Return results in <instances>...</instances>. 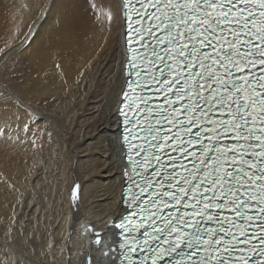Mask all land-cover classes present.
Instances as JSON below:
<instances>
[{
	"label": "snow or ice",
	"instance_id": "6c2138e0",
	"mask_svg": "<svg viewBox=\"0 0 264 264\" xmlns=\"http://www.w3.org/2000/svg\"><path fill=\"white\" fill-rule=\"evenodd\" d=\"M119 8L116 22L130 53L127 75L136 77L120 109L123 122L132 124L124 141L144 156L128 155L127 204L137 207L126 223L113 225L122 229V242L105 243L104 255L112 253L113 264H264L251 259L257 251L264 257V0H119ZM108 20L113 22L111 13ZM148 85L163 95L162 104L153 106L151 97L137 93ZM137 126L143 136L134 131ZM135 139L144 143L133 144ZM185 144L200 145L199 156ZM166 148L194 158L187 175L175 171L183 167L177 157H169L173 171H166ZM153 161L159 167L150 172ZM169 208L176 212L165 215ZM94 236L101 245L100 233Z\"/></svg>",
	"mask_w": 264,
	"mask_h": 264
},
{
	"label": "bare ground",
	"instance_id": "6f19581e",
	"mask_svg": "<svg viewBox=\"0 0 264 264\" xmlns=\"http://www.w3.org/2000/svg\"><path fill=\"white\" fill-rule=\"evenodd\" d=\"M120 16L119 0H0V264H113Z\"/></svg>",
	"mask_w": 264,
	"mask_h": 264
}]
</instances>
